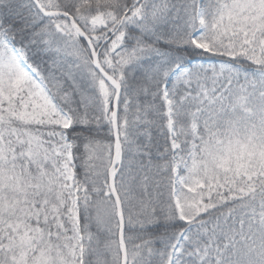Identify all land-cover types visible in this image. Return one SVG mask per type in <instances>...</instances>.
<instances>
[{
    "label": "snow or ice",
    "instance_id": "obj_1",
    "mask_svg": "<svg viewBox=\"0 0 264 264\" xmlns=\"http://www.w3.org/2000/svg\"><path fill=\"white\" fill-rule=\"evenodd\" d=\"M0 264H264V0H0Z\"/></svg>",
    "mask_w": 264,
    "mask_h": 264
}]
</instances>
